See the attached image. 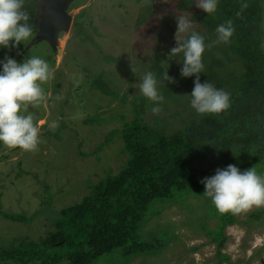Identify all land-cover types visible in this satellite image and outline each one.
<instances>
[{
  "label": "rangeland",
  "instance_id": "obj_1",
  "mask_svg": "<svg viewBox=\"0 0 264 264\" xmlns=\"http://www.w3.org/2000/svg\"><path fill=\"white\" fill-rule=\"evenodd\" d=\"M257 1L264 25V0ZM35 2L39 4V0ZM183 2L191 6L184 8ZM197 2L72 0L67 11L71 27L59 33L57 48L46 41L37 42V32L26 45L0 47V60L8 56L22 62L39 56L54 72V78L42 85L45 100L28 109L40 129L37 150L25 152L0 145V251L20 250L31 243L41 246L54 232L52 224L60 210L79 204L106 177L120 172L128 154L114 132L137 117L134 108L143 97L136 85L145 72L157 75L165 101L158 114L151 112L153 105L147 101L139 116L144 124L153 130L164 128L165 136L172 137L199 121L202 115L190 108L185 96L191 93L195 78L177 87L182 79L181 57L168 60L170 49L176 46L177 16L191 15L194 29L210 45L203 53L205 68L200 82L207 81L229 95L236 92L235 83L244 75L243 64L226 53V44L214 43L216 27L208 28L205 20L210 15L196 8ZM221 59L227 63L219 65ZM166 70L175 83L158 76ZM98 77L114 96L91 89ZM93 119L95 123L90 124ZM52 122L55 129L49 127ZM199 188L184 194L178 199L181 202L160 204L148 215L143 234L167 238L160 250L133 257L115 250L93 264H264V214L251 218L264 206L232 214L234 222L225 228L219 248L207 234L219 224L220 213L215 215L214 206L202 195L204 185ZM198 191L199 195H193ZM20 217L24 221H19ZM218 252L227 260H220ZM0 264L17 263L3 259Z\"/></svg>",
  "mask_w": 264,
  "mask_h": 264
},
{
  "label": "trees",
  "instance_id": "obj_2",
  "mask_svg": "<svg viewBox=\"0 0 264 264\" xmlns=\"http://www.w3.org/2000/svg\"><path fill=\"white\" fill-rule=\"evenodd\" d=\"M259 4L257 0H222L216 13L205 20L208 28L231 20L235 29L226 44V53L243 64L244 75L235 83L236 92L230 95L231 107L227 111L202 115L198 122L166 137L164 128L153 130L139 118L147 103L142 98L134 108L135 120L114 132L120 135L128 154L120 172L106 177L79 204L60 210L58 220L52 224L54 232L40 242L41 246L31 243L20 250L0 251V261L93 264L115 250L124 257L151 254L164 247L167 240L142 231L150 219L148 215L160 204L181 202L191 189H200L202 179L230 164L241 171L255 166L264 173V25ZM181 6L191 5L183 2ZM25 9L36 33L35 0H25ZM220 62L219 65L226 64L227 60ZM158 76L162 78L163 73L158 72ZM194 78H182L177 87ZM91 89L114 96L100 77ZM89 123L94 124L95 120ZM193 195H199V191ZM213 211L218 213L215 208ZM263 214L264 210L251 218L259 219ZM219 217V224L207 235L221 248L224 230L234 220L230 213ZM19 221H24V217ZM218 254L220 260H227Z\"/></svg>",
  "mask_w": 264,
  "mask_h": 264
},
{
  "label": "clouds",
  "instance_id": "obj_3",
  "mask_svg": "<svg viewBox=\"0 0 264 264\" xmlns=\"http://www.w3.org/2000/svg\"><path fill=\"white\" fill-rule=\"evenodd\" d=\"M218 3L219 0H198L195 6L212 15L216 13ZM37 6L38 18L41 6L38 3ZM194 24L196 22L191 15L176 17V46L170 49L168 60L181 57L178 61L182 63L180 76L195 77L191 93L185 94L190 108L199 115L220 114L231 107L230 95L207 81L200 82V74L204 73L205 68L203 53L210 45L206 44L205 36L194 29ZM234 31L231 20L218 25L214 43L228 44ZM32 36V21L25 9V0H0V47L15 49L18 45H26ZM53 78L54 72L49 63L39 56H29L22 62L8 56L0 60V145L25 152L37 150L40 129L35 123L34 114L28 109L45 100L42 85ZM163 78L175 83L174 78L167 75V70ZM136 89L140 96L151 102L153 114L162 110L165 97L159 90L154 72H145ZM49 127L55 129L57 125L52 122ZM200 183L204 185L202 195L220 214H241L264 206V173L258 172L255 166L241 171L230 164L216 169L214 175L205 177Z\"/></svg>",
  "mask_w": 264,
  "mask_h": 264
},
{
  "label": "water",
  "instance_id": "obj_4",
  "mask_svg": "<svg viewBox=\"0 0 264 264\" xmlns=\"http://www.w3.org/2000/svg\"><path fill=\"white\" fill-rule=\"evenodd\" d=\"M72 0H39L41 15L36 20V41H46L51 46H56L60 32H67L71 27L72 18L67 10ZM58 52L60 51L57 49Z\"/></svg>",
  "mask_w": 264,
  "mask_h": 264
}]
</instances>
